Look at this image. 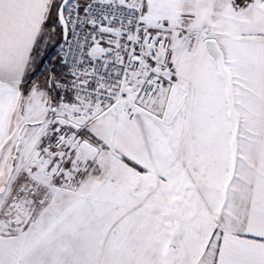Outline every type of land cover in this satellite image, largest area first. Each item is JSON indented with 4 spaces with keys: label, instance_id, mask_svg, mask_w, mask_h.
<instances>
[{
    "label": "snow or ice",
    "instance_id": "obj_1",
    "mask_svg": "<svg viewBox=\"0 0 264 264\" xmlns=\"http://www.w3.org/2000/svg\"><path fill=\"white\" fill-rule=\"evenodd\" d=\"M0 264H264V0H0Z\"/></svg>",
    "mask_w": 264,
    "mask_h": 264
}]
</instances>
